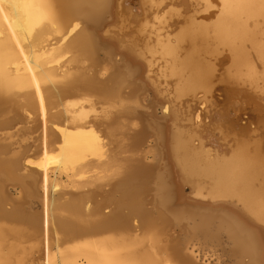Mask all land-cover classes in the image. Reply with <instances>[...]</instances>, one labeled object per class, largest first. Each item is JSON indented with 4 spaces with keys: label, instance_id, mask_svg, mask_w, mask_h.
Masks as SVG:
<instances>
[{
    "label": "bare ground",
    "instance_id": "obj_1",
    "mask_svg": "<svg viewBox=\"0 0 264 264\" xmlns=\"http://www.w3.org/2000/svg\"><path fill=\"white\" fill-rule=\"evenodd\" d=\"M257 99L264 0H0V264H264Z\"/></svg>",
    "mask_w": 264,
    "mask_h": 264
},
{
    "label": "rangeland",
    "instance_id": "obj_2",
    "mask_svg": "<svg viewBox=\"0 0 264 264\" xmlns=\"http://www.w3.org/2000/svg\"><path fill=\"white\" fill-rule=\"evenodd\" d=\"M219 85L217 84L216 85V90H215V92H214V97H213V99H214V101H219L221 98H222V95H221V91L217 88ZM251 95H253L254 97H258V94H255V93H253V92H251ZM257 102H258V104H259V106H260V110H262L263 108H264V101H260V100H258L257 99ZM158 113H159V111H158ZM257 113V112H256ZM256 113H254V112H248V114H247V112H244V114L242 115V122L244 123V122H251V123H254L252 120L255 118V115H256ZM160 114V113H159ZM161 115V114H160ZM250 115V117H248ZM206 121H208V119L206 120Z\"/></svg>",
    "mask_w": 264,
    "mask_h": 264
}]
</instances>
